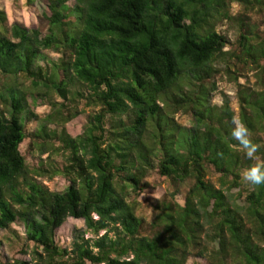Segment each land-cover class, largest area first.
<instances>
[{"label": "trees", "instance_id": "16d2710c", "mask_svg": "<svg viewBox=\"0 0 264 264\" xmlns=\"http://www.w3.org/2000/svg\"><path fill=\"white\" fill-rule=\"evenodd\" d=\"M235 4L243 13L233 14ZM48 8L45 35L18 23L8 29L0 10V230L19 222L33 244L30 261L0 264H264V185L243 180L246 169L264 164V89L238 87V115L228 96L221 107L210 101L218 62L228 74L251 64L264 76V39L247 15L262 12L264 0H50ZM225 23L236 29L235 44L219 32ZM19 78L99 112L77 138L44 121L28 134L26 123L40 119ZM177 113L191 126L177 124ZM233 117L259 145L252 159L231 136ZM27 139L41 153L52 145L66 156L62 169L34 170L66 179L65 191L29 177L20 149ZM151 170L174 192L156 200L147 223L128 198L142 193ZM69 218L83 220L92 236L76 231L71 247L61 248L56 232Z\"/></svg>", "mask_w": 264, "mask_h": 264}, {"label": "rangeland", "instance_id": "374dc122", "mask_svg": "<svg viewBox=\"0 0 264 264\" xmlns=\"http://www.w3.org/2000/svg\"><path fill=\"white\" fill-rule=\"evenodd\" d=\"M50 0H35L34 4H28L27 0H0V10L4 11L7 15L6 27H10L18 23L27 28L39 29L44 35L47 34L49 23L48 18L51 16L48 8ZM260 11V10H259ZM233 14L243 13V9L235 4L232 7ZM248 18L252 26L256 25V32L258 36L264 39V10L262 12L254 11L247 13ZM219 32L227 36L229 40L235 44L236 29L230 26L229 23H225L220 26ZM229 49H225L224 52H228ZM45 54L52 60H56L58 55L45 52ZM228 57L225 58L229 61ZM235 61V60H233ZM219 68V74L213 79L214 91L210 92V101L212 105L221 107L223 105L224 96H228L232 110L238 115L239 104L237 99L238 87L242 88H254L264 89V76L260 75V70L253 65L248 64L243 67L238 73L228 74L224 71L225 62H218L216 64ZM262 69L264 70V62H261ZM17 87L25 94L27 102L30 106V110L35 113L39 121L31 119L26 123V129L28 134L34 133L38 130L40 123L48 122V130L56 133H60L63 129L72 138L81 136L84 132L85 126L89 122V118L98 114L99 109L92 106H87L85 100H81L75 96V100L64 101L55 94L49 96L46 91L42 89H36L30 81L19 78L17 79ZM78 91H86L85 88L79 87ZM46 95V96H45ZM55 101L56 107L49 105L51 100ZM51 118V120H49ZM174 121L185 127H190L192 119L181 113L174 115ZM51 122V123H49ZM107 121L106 128H109ZM54 142V141H53ZM54 145H59L57 142ZM21 153L26 159L27 166L31 170L29 177L36 180L38 183L45 186L50 192H63L68 187V182L61 176H54L49 178L47 175L38 177L35 175L34 170L40 164H54L57 168L62 169L66 165V156L60 151L53 150L52 145L46 148L45 152L41 153V149L36 143L32 145V139H27L20 147ZM211 181L217 186L218 177L209 176ZM147 186L144 188L141 194L135 198V194L131 193L128 198L129 202L136 200L135 206L136 215L143 218L147 223H151L153 218V205L156 200L161 199L167 194L174 192V189L170 181L161 177L157 171L151 170L144 180ZM188 191V184L180 186L179 195L176 197V201L183 205L184 197ZM234 195V201L239 206H244V199L241 197L240 189H234L231 192ZM15 209L19 207L14 206ZM86 232V237L90 238L91 233L86 231L85 223L83 220H76L69 218L64 225L56 232V243L61 248H70L73 242L75 233ZM76 233V234H77ZM103 234V232L101 233ZM0 241L2 246L0 247V262H7L13 260L30 261L31 251L33 244L28 243L25 240L24 228L21 223H16L11 226L10 230H0ZM213 245H210V249H213ZM187 264H208L206 260L191 258Z\"/></svg>", "mask_w": 264, "mask_h": 264}, {"label": "clouds", "instance_id": "9594fccd", "mask_svg": "<svg viewBox=\"0 0 264 264\" xmlns=\"http://www.w3.org/2000/svg\"><path fill=\"white\" fill-rule=\"evenodd\" d=\"M231 136L244 150L245 155L252 159L259 151V145L255 143L245 123L237 117L232 120ZM243 180L252 186L264 185V164H254L243 172Z\"/></svg>", "mask_w": 264, "mask_h": 264}]
</instances>
